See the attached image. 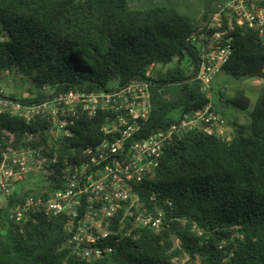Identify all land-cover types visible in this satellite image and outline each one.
<instances>
[{"label":"trees","instance_id":"1","mask_svg":"<svg viewBox=\"0 0 264 264\" xmlns=\"http://www.w3.org/2000/svg\"><path fill=\"white\" fill-rule=\"evenodd\" d=\"M0 23V82L11 77L28 85L31 95H7L13 101L33 104L71 90L122 87L151 71V116L142 123L143 138L209 104L224 119V105L245 112L252 106L246 92L238 91L219 108L201 83L186 77L182 64L186 56L197 57L189 38L198 29L173 5L136 9L132 0H0ZM231 35L233 52L223 72L238 80L264 73L258 34L236 26ZM218 96L225 98L222 91ZM108 116H81L62 153L103 141ZM248 118L230 122V140L191 130L167 147L142 191L144 203L165 210L162 229H141L138 239H126L96 260L68 246L63 217L10 221L9 210L38 192L7 198L0 207V264H264V91ZM49 126L48 119L0 116V162L7 134L16 147L27 134L46 141Z\"/></svg>","mask_w":264,"mask_h":264},{"label":"built area","instance_id":"2","mask_svg":"<svg viewBox=\"0 0 264 264\" xmlns=\"http://www.w3.org/2000/svg\"><path fill=\"white\" fill-rule=\"evenodd\" d=\"M236 26L254 30L264 44V0L219 3L189 38L197 57L190 58L186 77L201 83L209 95L232 55L231 34ZM152 78L150 71L146 78L122 87L71 90L33 104L13 101L0 90V116L50 122L46 141L38 134H27L14 147V137L6 133L10 139L4 138L7 148L0 162V196L7 199L16 193L38 192L29 193L9 210L10 221L20 225L38 217H63L68 246L87 260L112 253L126 239H138L141 229H162L165 210L144 203L142 191L146 179L160 166L165 149L191 130L231 137L226 120L212 104L166 130L141 137L142 123L151 116ZM101 112L109 114L101 129L105 139L79 152L71 147L62 153V145L74 135L76 121Z\"/></svg>","mask_w":264,"mask_h":264},{"label":"rangeland","instance_id":"3","mask_svg":"<svg viewBox=\"0 0 264 264\" xmlns=\"http://www.w3.org/2000/svg\"><path fill=\"white\" fill-rule=\"evenodd\" d=\"M227 0H141L135 2L132 0V5L136 9L152 8L156 5H173L178 8L180 13L186 16L196 29L203 26V17L210 11L214 10L219 3H223ZM2 24L0 23V28ZM190 64V57L186 56L183 61V67L187 68ZM175 65V64H173ZM172 67V65L168 66ZM157 70L166 71L168 68H163L162 65H158ZM29 86L24 85L21 82H13L11 77H6L0 82V90H4L6 95H14L18 99L29 98L31 95L28 93ZM212 97L211 100L219 107L220 102L224 104L226 100L232 101L238 91L246 92L247 96L252 101V106L248 112L238 110L231 105H222V112L226 119V130L230 133L233 130L231 121L238 120L240 124L249 122V112L253 111L258 103L260 94L264 91V79L258 77L235 79L226 75L223 71L218 74L212 84ZM222 91L225 94V98L219 99L218 93ZM210 94V95H211ZM38 182H41L40 180ZM6 202V198L0 196V207Z\"/></svg>","mask_w":264,"mask_h":264},{"label":"water","instance_id":"4","mask_svg":"<svg viewBox=\"0 0 264 264\" xmlns=\"http://www.w3.org/2000/svg\"><path fill=\"white\" fill-rule=\"evenodd\" d=\"M258 78H260V79H264V73L260 74V75L258 76Z\"/></svg>","mask_w":264,"mask_h":264},{"label":"crops","instance_id":"5","mask_svg":"<svg viewBox=\"0 0 264 264\" xmlns=\"http://www.w3.org/2000/svg\"><path fill=\"white\" fill-rule=\"evenodd\" d=\"M141 0H135V2H140Z\"/></svg>","mask_w":264,"mask_h":264}]
</instances>
